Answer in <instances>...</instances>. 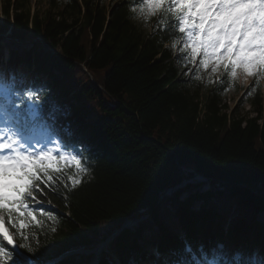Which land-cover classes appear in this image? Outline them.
I'll return each mask as SVG.
<instances>
[{
    "label": "trees",
    "instance_id": "16d2710c",
    "mask_svg": "<svg viewBox=\"0 0 264 264\" xmlns=\"http://www.w3.org/2000/svg\"><path fill=\"white\" fill-rule=\"evenodd\" d=\"M31 1L17 0L11 17L10 0L4 7L0 0V33L11 30L33 42L27 52L16 50L11 63L34 68L32 88L41 93L44 123L65 145L82 148L88 173L75 189L67 180L75 175L69 167L52 190L41 185L45 191L37 196L56 210L44 207L54 218L39 214L40 223L23 230L25 249L46 260L93 246L128 220L149 215L116 237L125 264L135 256L136 264H150L142 261L155 237L162 264H208L215 252L241 264L255 250L264 259L261 76L252 79L240 104L249 102L251 110L243 113L240 106L229 115L226 95L239 88L236 80L223 67L219 77L203 68L197 73L201 57L192 64L183 59L187 52H174L181 34L158 25L156 17L137 16L132 0H111L109 17L108 0H45L48 7L36 9L33 18ZM85 69L95 81L75 89ZM198 173L208 180L167 193ZM217 215L234 222L231 247ZM85 258L74 254L62 264ZM102 264L113 263L103 257Z\"/></svg>",
    "mask_w": 264,
    "mask_h": 264
},
{
    "label": "snow or ice",
    "instance_id": "6c2138e0",
    "mask_svg": "<svg viewBox=\"0 0 264 264\" xmlns=\"http://www.w3.org/2000/svg\"><path fill=\"white\" fill-rule=\"evenodd\" d=\"M132 2L137 6L131 11L137 16L145 21L156 17L158 25L181 34L185 41L181 51L188 50L183 57L185 62L196 64L197 57H201L197 73L211 64L212 72L223 67L232 79L239 67L248 75L264 74V0ZM69 166L74 167L75 175L67 176V180L71 181V189H75L88 173L79 155L59 148L35 149L22 144L11 130L0 131V264H24L22 256L14 254V249L28 246L17 245L10 228H15L16 234L26 239L23 230L32 222L40 223L30 203H41L36 193H43L45 187L56 184L58 174ZM39 211L41 215L54 218L43 209ZM8 245L13 249L9 250Z\"/></svg>",
    "mask_w": 264,
    "mask_h": 264
},
{
    "label": "rangeland",
    "instance_id": "374dc122",
    "mask_svg": "<svg viewBox=\"0 0 264 264\" xmlns=\"http://www.w3.org/2000/svg\"><path fill=\"white\" fill-rule=\"evenodd\" d=\"M37 1V5L39 6V8H41V10H45L47 8V3L45 2V0H34ZM2 4L4 5L6 3V0H2ZM184 43L185 41L182 43V47H184ZM24 47L23 44L20 43H13L9 40H6V43L4 45L0 44V50L2 48H4L5 50H8L10 48H15L18 50H22ZM6 54V53H5ZM7 58H9V55L7 54ZM3 59L5 61L6 59V55H3ZM219 69L216 72H212L213 75H216L218 73ZM17 72H21L23 74L22 78L20 79V82H24V83H29L33 80L34 78V73H32L31 71H29L27 68H17L11 71V74L8 76V70L4 67H2L0 65V75H5L8 79V81H13V83L16 82V74ZM255 73L253 75H248L247 72H245V70L242 67H239L237 69V75H236V79L238 80L239 84H242L243 86H247L251 79L254 77ZM264 78V76L262 77ZM240 89L236 90V89H232L229 90L227 93V101L229 103V105H234L239 97V93H240ZM251 106L248 103H244L243 108L241 109V112L245 113L246 111L250 110ZM259 218L264 221V213H261L259 215Z\"/></svg>",
    "mask_w": 264,
    "mask_h": 264
}]
</instances>
